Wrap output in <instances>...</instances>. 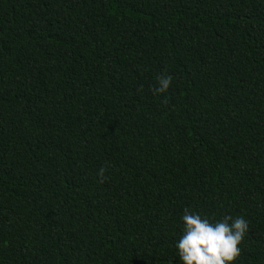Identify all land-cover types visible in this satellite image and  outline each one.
I'll list each match as a JSON object with an SVG mask.
<instances>
[{"label": "trees", "instance_id": "1", "mask_svg": "<svg viewBox=\"0 0 264 264\" xmlns=\"http://www.w3.org/2000/svg\"><path fill=\"white\" fill-rule=\"evenodd\" d=\"M186 209L264 264V0H0V264H181Z\"/></svg>", "mask_w": 264, "mask_h": 264}, {"label": "clouds", "instance_id": "2", "mask_svg": "<svg viewBox=\"0 0 264 264\" xmlns=\"http://www.w3.org/2000/svg\"><path fill=\"white\" fill-rule=\"evenodd\" d=\"M172 76H161L153 94L165 93ZM104 169H100L103 176ZM183 234L175 244L181 264H235L241 254L240 245L249 229L243 216H225L212 222L199 213L185 210L182 216Z\"/></svg>", "mask_w": 264, "mask_h": 264}]
</instances>
